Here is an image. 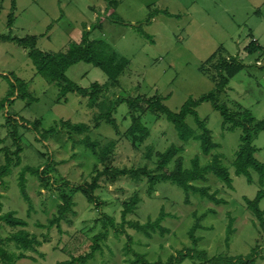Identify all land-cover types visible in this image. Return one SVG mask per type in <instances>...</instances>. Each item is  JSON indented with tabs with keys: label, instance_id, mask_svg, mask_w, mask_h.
Returning <instances> with one entry per match:
<instances>
[{
	"label": "rangeland",
	"instance_id": "1",
	"mask_svg": "<svg viewBox=\"0 0 264 264\" xmlns=\"http://www.w3.org/2000/svg\"><path fill=\"white\" fill-rule=\"evenodd\" d=\"M106 6L105 0H0L2 34L35 35L39 37L41 50L66 51L71 43L81 42L84 26L90 28L99 18L102 27L93 29L91 38L103 39L129 60L113 86L106 73L93 64H74L66 75L80 86L89 87L96 81L108 85L93 100L75 92L63 97L56 82L36 72L26 49L12 41H0V102L8 98L12 74L28 81L30 92L37 98L32 103L16 95L5 100V107L0 109V138H6L8 132L7 111L27 123L42 121L39 132L19 126L22 163L4 177L7 187L2 189L3 213L15 211L17 216L26 219L28 231L41 241L36 246L38 252L24 251L28 257L18 259L17 264H61L85 255L95 245V236L105 229L108 235L98 240L100 248L90 264H132L138 258L135 252L150 262L167 264L169 258L178 256L181 250L205 251L207 259L187 257L178 264H200V261L240 264L210 262L209 259L246 258L252 254L254 264H264V228L244 200L245 197L253 199L264 186L260 185L255 171H252L253 182L249 183L245 176L235 174L232 165L242 129H223L221 113L211 102L201 103L197 107L200 118L211 130L213 141L219 144L205 155L198 141H181L165 115L148 113L144 110L146 105L141 103L135 114L142 118L149 135L133 142L127 133L132 124V112L128 103L122 101L139 95L163 96L164 103L178 111L189 97L196 98L214 89L215 82L210 75L215 72L212 64L217 58L204 62L222 48L226 56L241 57L247 67L232 78L233 93L230 88L231 93L220 95V103L238 111L241 109L236 104L239 101L257 120H264V51L254 54L245 51L251 41L264 48V0H119L115 9L106 10ZM10 14L14 15L11 28L7 26ZM113 17L128 24L114 22ZM149 17L152 19L147 24ZM138 26L143 27L152 40L145 38ZM203 64H206V73L200 69ZM113 107L117 128L102 119ZM61 120L88 124V135L103 148L109 140H118L110 160L101 164L90 149L78 143L86 133L70 132L61 127ZM186 121L201 133L192 115ZM50 127L56 132L48 134ZM5 144L9 146V139ZM5 144L0 143V146ZM254 144L258 148L256 157L264 161V131L254 138ZM172 145L180 150L168 164L171 168L180 156L185 167H190L196 155L205 165L214 154H221L223 163L230 169L234 188H228L213 173L207 175L206 181L197 180L193 184L209 186L211 193L217 192L216 196L227 203L217 204L192 192L187 195L183 188L170 181L159 182L149 194L146 176L110 172L114 168L141 167L160 172L159 155ZM49 162L51 167L46 173L52 176L49 188L40 185L38 177L26 175L27 193L32 202L29 214L30 205L18 185L21 168L25 165L44 167ZM3 163L4 154H0V166ZM99 170L97 184L101 189L94 191L95 200L91 201L78 187L92 184ZM65 193L72 194V212L67 213L60 225L55 224L50 229L37 226L38 222L49 223ZM135 200L140 201L123 219L122 210ZM260 207L264 209V198ZM161 209L169 214L161 222L169 230L165 234L155 231L148 237L131 227L129 222L144 224L149 219L154 220ZM110 218L114 219L115 226L109 224ZM12 231L8 228L3 236ZM7 247L11 252H19L14 243ZM0 264L3 263L0 261Z\"/></svg>",
	"mask_w": 264,
	"mask_h": 264
},
{
	"label": "trees",
	"instance_id": "2",
	"mask_svg": "<svg viewBox=\"0 0 264 264\" xmlns=\"http://www.w3.org/2000/svg\"><path fill=\"white\" fill-rule=\"evenodd\" d=\"M107 1L106 10L115 9L119 5V0H105ZM15 4V2H14ZM166 14L171 15L168 11H164ZM152 17L147 18L146 23L151 22ZM114 22L128 24L120 18L113 17ZM14 23V15L10 14L7 26L11 28ZM130 25V24H129ZM102 23L98 18V21L90 26H84V30L81 36V42L71 43L69 49L66 51H43L38 47V37L35 35H27L25 37H15L11 34L0 33V41H12L27 51V55L31 62L33 63L36 72L41 76H44L57 83L59 87V94L66 97L68 93L75 92L82 96H89L92 100L97 97L102 91L103 87L107 84H100L99 82H93L89 87H83L72 81L67 75V70L74 64L79 62H87L93 64L94 66L103 70L109 78L110 85H116L119 81L120 75L124 72L129 64V60L121 56L115 49H113L110 44L103 39H91L90 33L93 29L101 28ZM138 31L145 36L148 40H152V36L145 32L143 27L138 26ZM245 51L248 54H254L257 51H264V48L257 45L255 41H251L248 46L245 47ZM217 61L213 65L215 72L210 75L215 82V87L212 91L203 93L198 97H189L178 111H173L165 103V97L163 96H152L147 97L144 95H139L134 98L123 99V102L128 103L129 108L132 112V124L127 129V133L132 137V141H142L149 135V129L142 122V118L136 115V111L139 109V104L144 103L146 105L145 111L152 114H163L166 119L171 122L180 138L183 142H188L189 140H195L200 143L201 151L205 155H209L213 149L219 147V144L213 141V136L211 130L206 126L204 120L200 118L197 107L203 102H211L213 107L218 110L223 117V129L236 130L237 128L242 129L240 135V143L235 152V156L232 162L234 167V172L236 175H243L246 177L249 183L253 182L252 171H255L259 175V183L264 186V161H260L256 157V152L258 151L257 146L254 144V138L259 132L264 131V120H257L255 116L247 109H243L238 103V111L231 110L227 104L220 103L219 96L227 88L230 80L236 76L240 71L247 67V65L238 57V55L226 56L223 50H218L213 53L204 63L211 62L216 59ZM259 63V61H256ZM206 65V64H205ZM204 64L201 66V71L207 72L204 68ZM10 79V89L7 99H12L14 95L17 98L27 99L28 101L35 102L37 98L32 95L29 90V83L22 78H19L15 74L9 76ZM0 102V109L5 107L6 101ZM235 103V102H233ZM116 109L110 108V110L102 117L103 120L107 121L114 128H117L116 118L113 116V112ZM189 115L194 117V121L197 127L201 130V133L197 132L192 126H190L186 119ZM41 120L34 121L32 123H27L22 120L17 115H12L8 111L6 112V122L5 126L8 129V134L6 138L0 139V143L5 144L6 139H9L10 144L3 145L0 148V153L4 154V163L0 166V261L3 264H17V260L21 258H26L28 255L24 252L26 250H31L38 252L37 245L41 243L37 239L35 234L28 231V221L17 216L15 211H9L3 213V192L2 189H6L7 183L4 177L13 172L14 167L20 166L22 163V139L19 126H25L29 129L36 130L39 132L41 129ZM61 127H66L72 133H86V135L79 140V144L84 145L86 148L90 149L92 153L99 158L101 164H106L109 161L113 151L117 149L118 140H109L105 148L95 140H92L88 135L90 126L86 123H76L73 124L70 121L61 120ZM48 134L56 132L54 127H50L47 130ZM39 137L43 135L39 134ZM15 146V149L12 147ZM180 150L176 145L170 146L166 152L160 153V162L158 163L159 171L151 172L147 167H141L138 169L133 168H114L110 172L114 175H134L138 176L140 174L148 178V191L149 194L153 193L159 182L170 181L177 184L183 188L187 195L192 192L194 194H199L203 198H208L217 204L227 203L226 200L218 198L216 196L217 192H210L209 186H198L193 184L197 180L206 181L207 175L213 173L218 179H220L228 188L233 189V177L229 167H227L223 161L221 154H214L211 161L205 165L201 164L200 157L198 155L191 159L190 167H185L182 156L176 158L174 167H169L168 164L174 158L177 151ZM51 167L49 162L47 166H32L25 165L21 168L19 174V187L22 192L24 199L29 203V214L31 209V199L27 193V174L36 176L40 179V185L44 188H49L50 179L52 176L47 175L48 169ZM45 169V170H44ZM100 171V170H99ZM108 172V171H107ZM47 173V174H46ZM105 173V172H103ZM101 175V171L94 177L92 184H85L83 187H78L81 193L86 195L89 200L94 201L95 195L94 191L101 186L97 184V180ZM46 177V178H45ZM101 189V188H100ZM72 194H63L62 202L58 203V208L54 217L49 220V223L43 224L41 222L37 223V226L42 228H52L53 225H60L63 219H66L68 212H72L71 205L73 201L71 200ZM264 198V188H261L253 199L245 197L244 200L247 207L256 215L260 225L264 228V209L260 207V202ZM140 200H135L128 204L122 210V218L125 219L126 215L132 213L136 205ZM135 206V207H134ZM163 209H161L160 214L154 220L149 219L146 223L141 224L139 222H129L131 227L137 231L143 232L146 236L151 237L152 233L159 231L165 234L169 230L162 226L161 222L168 216ZM109 224L115 226L114 219L110 218ZM13 229L8 236L4 237L3 233L7 229ZM232 232L231 226L228 228V233ZM108 235L107 229L101 234L95 236V245L92 246V250L79 257H73L70 260L62 262L61 264H90L95 256V252L100 248L98 240L105 238ZM130 242V239H129ZM128 242V244H129ZM14 243L15 247L19 252H14L8 249V245ZM128 246V251L131 249ZM137 255V260H134L132 264H160L159 262H150L147 258L135 252ZM33 257V256H29ZM187 257H195L200 260L207 259L206 252H192L191 250H181L178 256H171L167 264H178L182 262ZM254 255L249 257H232V259L213 257L209 259L210 262H231L240 264H254ZM200 264H205V262L200 261Z\"/></svg>",
	"mask_w": 264,
	"mask_h": 264
},
{
	"label": "crops",
	"instance_id": "3",
	"mask_svg": "<svg viewBox=\"0 0 264 264\" xmlns=\"http://www.w3.org/2000/svg\"><path fill=\"white\" fill-rule=\"evenodd\" d=\"M15 2V1H14ZM15 6H16V2H15ZM15 37H17V36H15ZM38 37V36H37ZM90 38H91V33H90ZM91 39H93V38H91ZM97 39H100V38H97ZM38 40H39V37H38ZM39 47V46H38ZM221 50H223L222 48H221ZM223 53H227V52H225L224 50H223ZM239 58H241V57H239ZM242 59V58H241ZM73 66V65H72ZM231 81H232V79L230 80V82H229V84H228V86H227V88L220 94V95H222V94H225V93H231L230 92V88H231V90H232V93H233V87H231ZM29 83V82H28ZM35 97V96H34ZM238 102V104L242 107V105H241V103L239 102V101H237ZM7 134H8V132H7ZM7 136V135H6ZM1 140L3 139V138H0ZM0 148H1V146H0ZM0 154H2V153H0Z\"/></svg>",
	"mask_w": 264,
	"mask_h": 264
}]
</instances>
